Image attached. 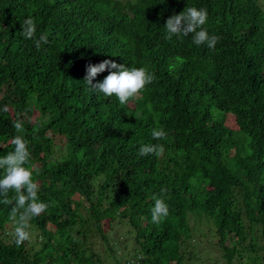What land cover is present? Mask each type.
<instances>
[{"label":"trees","instance_id":"obj_1","mask_svg":"<svg viewBox=\"0 0 264 264\" xmlns=\"http://www.w3.org/2000/svg\"><path fill=\"white\" fill-rule=\"evenodd\" d=\"M260 4L0 0V107H9L0 112V156L14 149L12 123L21 117L39 169L38 195L50 203L30 221L40 240L19 247L11 205L0 204V264H123L109 237L117 220L126 222L134 244L124 250L136 263L188 264L193 214L214 226L222 264L245 254L264 264ZM188 6L207 8L205 27L220 37L215 49L195 45L191 35L165 39L167 19ZM28 17L37 24L35 39L48 35L39 49L21 35ZM107 59L147 66L155 80L126 105L115 95H97L84 82L86 69ZM227 115L238 129L225 124ZM160 127L167 137L154 140L151 131ZM156 143L165 147L162 156L139 155L142 145ZM162 188L169 215L154 224L152 197Z\"/></svg>","mask_w":264,"mask_h":264},{"label":"clouds","instance_id":"obj_2","mask_svg":"<svg viewBox=\"0 0 264 264\" xmlns=\"http://www.w3.org/2000/svg\"><path fill=\"white\" fill-rule=\"evenodd\" d=\"M208 20V10L204 7L188 6L179 14H173L166 21L165 39L171 40L174 36L186 37L191 35L195 45H206L209 49H215L220 37L210 35L209 30L205 27ZM21 35L24 39H35L37 32L36 21L28 17L22 23ZM48 44V35L42 34L35 39L37 49L41 44ZM109 71V74L102 82L93 83L98 74ZM84 82L88 89L99 95L106 97L115 95L121 105L134 98L138 93L145 89L146 85L154 82L155 75L145 67H128L126 64H118L111 59L104 60L99 64H89ZM25 111H30L26 109ZM0 112L8 113V105L0 107ZM46 122V121H45ZM24 119L17 117L12 126L16 135L11 143L14 146L12 151L6 155L0 156V204L11 205L9 219L14 222V239L17 247L30 239V221L40 216L49 207V202L40 199L39 184L34 176L39 175V169L31 163V141L24 135ZM43 126V122L41 124ZM154 140H161L167 137L164 128H154L151 131ZM165 147L162 144H144L139 148L140 156L149 154L157 158L163 155ZM14 195L9 198V193ZM167 189L162 188L159 196L154 195V206L150 209L151 221L154 224L162 223L169 215V205L166 203L164 194ZM134 262V261H132ZM131 261L128 264H133Z\"/></svg>","mask_w":264,"mask_h":264},{"label":"rangeland","instance_id":"obj_3","mask_svg":"<svg viewBox=\"0 0 264 264\" xmlns=\"http://www.w3.org/2000/svg\"><path fill=\"white\" fill-rule=\"evenodd\" d=\"M262 8L264 10V0H261ZM225 124L233 129H238L236 125V121L232 115H227L225 118ZM57 143V142H56ZM190 225L194 230V241H193V246H194V255L191 257L188 255L189 259L192 260L189 262L187 261L188 264H210L214 263V260H217V264H222V256L221 252L215 247V240H214V226L212 223L205 222L203 226V215L197 216V215H192L190 218ZM211 228V229H209ZM211 233H210V232ZM14 232L11 231V235ZM128 233V227L126 226V222H118V220L114 223V229L109 232V237L110 240L115 243V247L118 249L117 255H119L121 261L123 264H128L130 261L133 264H138L134 260V258L128 257L126 251L124 249L127 248L128 251L132 249V244H134V241L132 240L131 237L127 235ZM127 238V240H126ZM30 242L31 244H36L40 238H38V233L37 232H31L30 233ZM93 241H97L99 243V248L100 251H102L103 255L104 254V249L102 247V242L100 240H97L96 238L93 239ZM250 243V239L247 242V245ZM39 248V246H37ZM191 252V251H190ZM199 254V257L197 256ZM195 256H197L198 262L194 260ZM192 258V259H191ZM197 259V258H195ZM222 260V261H221ZM204 261V263H203ZM107 264H114L112 260H109ZM187 264V263H186ZM235 264H252L251 260L248 257V254H245L244 257L240 260L237 259Z\"/></svg>","mask_w":264,"mask_h":264}]
</instances>
